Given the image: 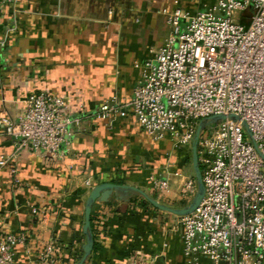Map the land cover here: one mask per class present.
Listing matches in <instances>:
<instances>
[{
    "label": "crops",
    "instance_id": "1",
    "mask_svg": "<svg viewBox=\"0 0 264 264\" xmlns=\"http://www.w3.org/2000/svg\"><path fill=\"white\" fill-rule=\"evenodd\" d=\"M175 1L196 14L215 0H19L0 7V118L18 121L28 96L43 90L85 109L64 160L24 150L14 161L19 185L10 168L0 167V235L29 236L16 248L15 264H39L37 248L51 237L61 264L80 261L87 199L101 183L137 188L177 209L190 204L179 189L188 179L197 181L193 142L177 146L170 134L157 141L132 114L112 125L98 117L106 100L132 98L141 76L136 64L164 44L171 28L163 11L173 10ZM14 153L13 139L0 126V160ZM158 178L169 182L170 196L155 189ZM32 206L47 208L43 221ZM93 211L94 245L84 264H125L137 257L185 264L181 216L133 190L114 191ZM74 252L81 254L78 260Z\"/></svg>",
    "mask_w": 264,
    "mask_h": 264
},
{
    "label": "built area",
    "instance_id": "2",
    "mask_svg": "<svg viewBox=\"0 0 264 264\" xmlns=\"http://www.w3.org/2000/svg\"><path fill=\"white\" fill-rule=\"evenodd\" d=\"M18 1L0 0V7ZM175 4L163 11L171 28L164 44L136 64L141 76L132 98L106 100L98 117L112 125L132 114L153 139L170 134L184 146L193 142L202 120L227 116L199 139L205 196L192 213L181 216L185 264H264V0H215L196 14ZM84 114L83 105L72 104L66 95L31 93L18 121L0 118L15 145L0 167L10 168L19 185L14 161L24 150L64 160ZM87 185L93 187L90 181ZM154 186L163 196L172 193L162 178ZM197 191L191 178L179 194L189 204ZM31 208L40 221L48 213L46 207ZM28 239L24 232L0 235V264H15L16 248ZM58 251L56 238L41 242L38 263L61 264ZM125 264L149 263L137 257Z\"/></svg>",
    "mask_w": 264,
    "mask_h": 264
},
{
    "label": "water",
    "instance_id": "3",
    "mask_svg": "<svg viewBox=\"0 0 264 264\" xmlns=\"http://www.w3.org/2000/svg\"><path fill=\"white\" fill-rule=\"evenodd\" d=\"M230 118L233 119H238V117L231 115L229 116ZM227 116L225 115H218V116H213L211 118L202 120L199 123V126L197 128L194 140H193V164L195 167L196 171V178H197V183H198V191L197 194L195 195L194 199L191 201L189 205L182 209H177L173 208L169 205H166L164 203H161L157 199L151 197L149 194L146 192L139 190L137 188L133 187H128V186H123V185H117L114 183H101L97 186H95L87 199V204H86V209H85V221H84V233L87 235V244L84 246V255L75 264H84V262L87 260L89 255L92 252L93 245H94V238H93V232H92V212L93 208L96 202H108L110 198L112 197L114 191H119V190H133L135 192L140 193L146 201H148L152 206L155 208L170 212L179 216H184L192 213L202 202L204 196H205V185L203 181V176H202V171H201V166L199 162V153H198V146H199V139L201 136V133L204 129H206L209 125L217 123L219 120H225ZM246 126V124H244ZM247 127V126H246ZM263 156V155H262ZM264 158V156H263Z\"/></svg>",
    "mask_w": 264,
    "mask_h": 264
},
{
    "label": "trees",
    "instance_id": "4",
    "mask_svg": "<svg viewBox=\"0 0 264 264\" xmlns=\"http://www.w3.org/2000/svg\"><path fill=\"white\" fill-rule=\"evenodd\" d=\"M94 221H95V214H94V211H93V212H92V218H91L92 229H93V227H94ZM67 251L70 252V253H72V251H73V247L70 245V246L67 248ZM74 255H75V257H74L75 260H78L79 257L81 256V254L79 255L78 252H74Z\"/></svg>",
    "mask_w": 264,
    "mask_h": 264
},
{
    "label": "rangeland",
    "instance_id": "5",
    "mask_svg": "<svg viewBox=\"0 0 264 264\" xmlns=\"http://www.w3.org/2000/svg\"><path fill=\"white\" fill-rule=\"evenodd\" d=\"M250 16H251V13H250V12L246 13V15H245V17H244V18H246V19H244V22L248 23V22H249V18H250ZM221 121H222V120H219V121H217V123H220Z\"/></svg>",
    "mask_w": 264,
    "mask_h": 264
}]
</instances>
